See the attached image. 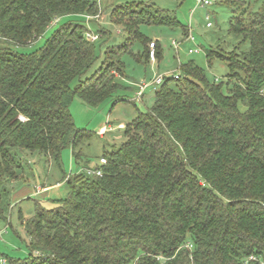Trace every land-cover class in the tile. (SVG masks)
Instances as JSON below:
<instances>
[{
	"label": "trees",
	"instance_id": "obj_1",
	"mask_svg": "<svg viewBox=\"0 0 264 264\" xmlns=\"http://www.w3.org/2000/svg\"><path fill=\"white\" fill-rule=\"evenodd\" d=\"M224 3L233 12L234 50L205 52L209 65L228 63L227 86L195 62L165 76L154 105L104 153L102 174L66 176L69 193L53 208L35 201L22 219L29 255L13 264H264V0L256 10L251 0ZM102 14L101 0H0V218L25 174L21 151L61 167L71 146L82 162L77 148L91 133L76 126L74 97L90 105L113 97L136 41L145 46L136 59L152 61L143 24L183 26L153 3L112 5L110 21L126 36L107 44L87 76L100 59L88 22L99 24L105 42L113 34L96 19ZM52 25L37 50L18 49Z\"/></svg>",
	"mask_w": 264,
	"mask_h": 264
},
{
	"label": "rangeland",
	"instance_id": "obj_2",
	"mask_svg": "<svg viewBox=\"0 0 264 264\" xmlns=\"http://www.w3.org/2000/svg\"><path fill=\"white\" fill-rule=\"evenodd\" d=\"M124 2L153 3L159 8L175 13L183 26L173 28L143 24L141 31L144 36L148 40H158L162 45V58L155 62L146 59L137 60V54H143L145 46L140 41H136L131 51L123 55L124 77L118 80L121 87L113 97L98 105H90L80 97H74L70 110L76 126L91 133V136L86 137L77 148V151L82 153V162H77L71 146L62 151L61 167L45 154L21 151L26 165L25 174L11 185V207L7 208L5 218H0V264H13V260L28 257L29 237L22 225V219L34 214L35 201L39 200L47 208L57 206V199L65 198L69 193L66 176L75 177L88 167L102 166L101 158L104 153L119 147L126 140L125 131L128 124L140 112L146 113L154 105L155 86L150 85L145 90L143 99H138L139 84H152L158 76L181 73L182 64L195 62L210 81L218 77L224 87L227 86L230 74L228 63L214 59L212 65H209L205 52L218 46L223 48L226 54L234 50L237 37L229 33L233 12L224 0H216L210 6H201L197 0H101L103 14L96 19L113 34L106 42L103 38L97 40V53L100 59L87 76L98 67L107 44L114 45L124 40L126 35L122 27L112 24L109 16L112 5ZM251 2L256 10L262 5L263 0H251ZM63 21L65 19L61 22ZM208 22L212 23L211 27L207 26ZM87 26L97 33L98 23L88 22ZM56 27L52 25L44 35L18 49L23 52L37 50ZM184 28L191 30L195 42L186 39ZM174 41L180 43L178 49L173 44ZM190 49H198V51L190 53ZM75 82H78V79ZM41 187L47 188V191Z\"/></svg>",
	"mask_w": 264,
	"mask_h": 264
},
{
	"label": "built area",
	"instance_id": "obj_3",
	"mask_svg": "<svg viewBox=\"0 0 264 264\" xmlns=\"http://www.w3.org/2000/svg\"><path fill=\"white\" fill-rule=\"evenodd\" d=\"M216 0H197L198 4L201 5V6H210L212 5ZM209 18V16L207 17ZM56 23V22H54ZM207 26L208 27H211L212 26V23L211 22H208L207 23ZM86 36L89 40L91 41H96L99 39V34L98 33H94L92 31H89L86 33ZM188 41H192V42H195V37L194 35L192 34V32L190 31L189 35H188V38H187ZM173 44L176 46V48L178 49L180 47V43H178L177 41H174ZM150 48H151V51H150V57H151V60L153 62L156 61V54H155V48H156V45H155V41H152L150 43ZM198 49H190V53H195L197 52ZM164 77L165 76H158L152 84H148V83H143V84H139V87H140V90L137 92V98L138 99H143V96L145 94V90L151 85H154L155 88H157L159 85H161L164 81ZM176 77H178V75H176ZM216 80L219 81L220 78L216 77ZM157 86V87H156ZM107 160L106 158H101V163L102 164H106ZM87 173L89 174H102V170L101 168H87V169H84ZM42 188V187H41ZM44 190V188H42ZM40 190V189H39ZM41 191V190H40ZM254 257H251V259H253Z\"/></svg>",
	"mask_w": 264,
	"mask_h": 264
},
{
	"label": "crops",
	"instance_id": "obj_4",
	"mask_svg": "<svg viewBox=\"0 0 264 264\" xmlns=\"http://www.w3.org/2000/svg\"><path fill=\"white\" fill-rule=\"evenodd\" d=\"M46 189H47V188H44V191H47Z\"/></svg>",
	"mask_w": 264,
	"mask_h": 264
}]
</instances>
